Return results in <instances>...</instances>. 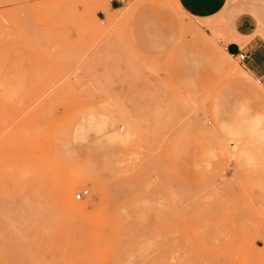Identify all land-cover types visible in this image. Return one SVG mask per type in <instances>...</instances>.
<instances>
[{"label": "rangeland", "instance_id": "374dc122", "mask_svg": "<svg viewBox=\"0 0 264 264\" xmlns=\"http://www.w3.org/2000/svg\"><path fill=\"white\" fill-rule=\"evenodd\" d=\"M224 34L179 0H0V264H264V80Z\"/></svg>", "mask_w": 264, "mask_h": 264}, {"label": "crops", "instance_id": "0c3cea01", "mask_svg": "<svg viewBox=\"0 0 264 264\" xmlns=\"http://www.w3.org/2000/svg\"><path fill=\"white\" fill-rule=\"evenodd\" d=\"M179 2L188 12L200 17H209L221 12V23L227 44V51L221 48L225 53L222 56L223 61L226 62L228 57L226 53L230 56L246 53L245 64L251 72L264 80V0H179ZM198 35L193 39L194 45L200 43ZM218 52L219 49L213 47L210 56ZM218 60L217 58L213 62L217 67ZM203 62H212V59L204 55Z\"/></svg>", "mask_w": 264, "mask_h": 264}, {"label": "built area", "instance_id": "2783aa9c", "mask_svg": "<svg viewBox=\"0 0 264 264\" xmlns=\"http://www.w3.org/2000/svg\"><path fill=\"white\" fill-rule=\"evenodd\" d=\"M113 2H118V3H124L127 0H112ZM238 56L240 57L241 60H245L247 58V54L246 53H239ZM89 193L88 189H84L81 190L79 192H77V194H75V199L76 200H81L83 199L87 194Z\"/></svg>", "mask_w": 264, "mask_h": 264}]
</instances>
